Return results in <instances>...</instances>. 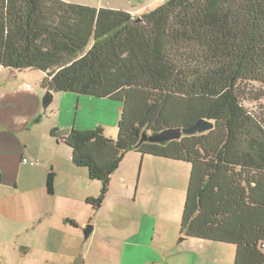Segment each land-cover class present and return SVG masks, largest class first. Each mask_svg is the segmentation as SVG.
Instances as JSON below:
<instances>
[{
	"label": "trees",
	"instance_id": "trees-1",
	"mask_svg": "<svg viewBox=\"0 0 264 264\" xmlns=\"http://www.w3.org/2000/svg\"><path fill=\"white\" fill-rule=\"evenodd\" d=\"M0 69L39 72L53 95L121 104L115 138L101 126L51 132L101 184L87 200L94 209L128 153L185 164L180 236L232 246V264H264V0H162L137 18L61 0H0ZM199 120L213 128L150 141ZM53 182L49 173L48 194Z\"/></svg>",
	"mask_w": 264,
	"mask_h": 264
},
{
	"label": "crops",
	"instance_id": "crops-1",
	"mask_svg": "<svg viewBox=\"0 0 264 264\" xmlns=\"http://www.w3.org/2000/svg\"><path fill=\"white\" fill-rule=\"evenodd\" d=\"M40 79L16 72L7 82L0 72V264L233 263L230 245L191 239L176 245L189 176H179V163L126 154L94 209L87 200L101 184L72 164L69 148L51 132L101 126L113 138L121 104L68 93L54 94L43 109Z\"/></svg>",
	"mask_w": 264,
	"mask_h": 264
},
{
	"label": "rangeland",
	"instance_id": "rangeland-1",
	"mask_svg": "<svg viewBox=\"0 0 264 264\" xmlns=\"http://www.w3.org/2000/svg\"><path fill=\"white\" fill-rule=\"evenodd\" d=\"M61 1L72 3V4H77V5H82V6H87V7H91L95 9L106 8V9H111V10H121V11L130 13L134 18L140 17L141 15L154 10L155 8L160 6L162 3V0H61ZM7 73L8 71L4 69L3 70L4 79L7 77ZM33 73H39V72H33ZM9 81L11 80H8L7 82ZM45 92L42 91L43 96ZM81 115H82V112H80L78 119H80ZM95 127L96 126L92 128H95ZM115 129H116L115 131H117V128ZM116 134L117 132L115 133L113 138L116 137ZM178 167H179V174H180L179 176H183L184 178L185 175L182 174V172L184 171L187 172L186 176L189 175L188 166H185V164H181ZM137 205L138 207H140V204H137Z\"/></svg>",
	"mask_w": 264,
	"mask_h": 264
},
{
	"label": "water",
	"instance_id": "water-1",
	"mask_svg": "<svg viewBox=\"0 0 264 264\" xmlns=\"http://www.w3.org/2000/svg\"><path fill=\"white\" fill-rule=\"evenodd\" d=\"M15 71L8 70L6 81L10 80L14 75ZM53 94L49 91H46L43 98H42V107L43 109H47L50 104L53 101ZM213 128V125L205 120H199L192 126L188 128L183 129H168L161 133L155 134L150 138L151 142H162V141H171V140H177L181 136H191V135H200L207 133L210 129ZM70 128H63V129H57L55 131V134L59 137H64L69 134ZM146 137L142 136L141 141H145ZM91 226L87 225L83 230L84 239H86L90 232H91ZM188 240V238L180 236L178 241L176 242V245L182 243L183 241Z\"/></svg>",
	"mask_w": 264,
	"mask_h": 264
},
{
	"label": "built area",
	"instance_id": "built-area-1",
	"mask_svg": "<svg viewBox=\"0 0 264 264\" xmlns=\"http://www.w3.org/2000/svg\"><path fill=\"white\" fill-rule=\"evenodd\" d=\"M0 72H1V69H0ZM22 162L24 164H29L31 166H36L38 164V160L28 161L27 159H23Z\"/></svg>",
	"mask_w": 264,
	"mask_h": 264
}]
</instances>
